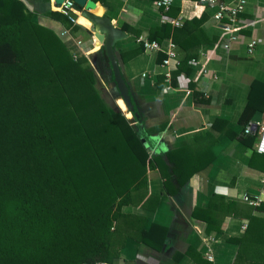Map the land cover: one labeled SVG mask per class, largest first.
Wrapping results in <instances>:
<instances>
[{"label":"trees","instance_id":"trees-1","mask_svg":"<svg viewBox=\"0 0 264 264\" xmlns=\"http://www.w3.org/2000/svg\"><path fill=\"white\" fill-rule=\"evenodd\" d=\"M31 1L0 0V264H111L120 257L114 229L127 218L123 208L147 200L156 210L163 196L183 195L193 177L214 162L209 137L226 123L214 124L208 139L196 136L193 145L153 155L152 136L167 126L147 127L136 110L129 119L117 106L109 108L88 58L75 57L55 29L39 22L29 9ZM37 1L52 20L72 26L68 17L50 9V0ZM204 23L203 17L185 21L182 28L166 24L150 33L149 41L172 38L186 51L173 71V87L177 77L192 73L189 62L198 57ZM122 27L133 32L129 25ZM144 51L140 45L118 57L123 64ZM99 55L110 69L105 82L113 85L110 96L116 101L104 48ZM190 88L198 100L201 93L192 83ZM257 111L264 112V85L256 84L241 117L244 133ZM242 141L254 148L258 135L245 133ZM155 170L164 180V192L148 197V174ZM215 198L207 209L193 211L208 233H221L204 213L219 208ZM257 212L264 214V202ZM143 232L140 241L164 248L165 227L152 224Z\"/></svg>","mask_w":264,"mask_h":264},{"label":"crops","instance_id":"crops-1","mask_svg":"<svg viewBox=\"0 0 264 264\" xmlns=\"http://www.w3.org/2000/svg\"><path fill=\"white\" fill-rule=\"evenodd\" d=\"M94 1L98 4L93 12L95 15L110 18L122 30L125 24L133 29L132 33L125 31L128 39L116 47L119 57L138 49L139 39L148 40L152 30L163 29L166 24L173 28L184 26L175 27L171 20H181L184 24L185 21L205 18L198 57L189 62L192 73L190 77L184 73L177 77L178 86L171 84L173 71L178 66L171 69L162 66L172 49L179 62L186 56V51L172 38L160 43L159 52L145 50L122 64L123 76L145 114L146 126H167V130L152 136L153 155L193 145L196 136L207 138L218 121L226 123L209 137L214 142V162L193 177L183 195L163 196L156 210L148 205L147 200L123 208L127 218L114 229L117 231L115 253L120 257L111 264H203L208 262V255L213 256L215 264H236L240 255L243 259L239 264H264V214L243 200L249 195L264 202V154L257 152V143L255 152L242 141L245 133L241 124L252 87L264 85V0H245L244 10L233 22L229 18L214 21L216 8L200 5L198 0L185 2L165 14L156 9L153 0ZM218 1L236 5L240 0ZM28 3L44 11L39 1ZM53 3L54 0H50L49 7L56 11ZM43 15L38 14V20L47 21L75 57L93 58L94 62L89 60V63L96 74L99 71L104 79L110 77V69L99 60L103 46L87 19L79 14L75 25L83 28L74 31L75 25L56 22L46 17L49 16L46 12ZM252 43L257 44L250 51ZM162 55L165 58L161 62ZM168 71L171 73L169 80L165 76ZM144 74L146 78H143ZM191 83L201 93L198 100L190 88ZM116 103L127 118H132L122 99ZM226 130L234 132L235 136L231 137ZM148 176L147 196L163 193L161 173L149 171ZM213 197H216L219 208L210 215L204 213L217 222L221 233L216 230L208 233L207 224L193 217V211L197 207L207 209ZM142 218L145 220L141 221ZM152 224L168 230L162 250L139 240L145 228ZM227 238L240 239V242H230Z\"/></svg>","mask_w":264,"mask_h":264},{"label":"water","instance_id":"water-1","mask_svg":"<svg viewBox=\"0 0 264 264\" xmlns=\"http://www.w3.org/2000/svg\"><path fill=\"white\" fill-rule=\"evenodd\" d=\"M64 2L65 0H54L53 7L59 9ZM97 8L98 4L94 0H74V9L81 14L82 17L91 22L92 31L105 49L119 95V98H117L115 102L122 99L127 107L128 113L132 115V118L136 110L139 118L143 122L145 120V114L140 107H138L133 89L123 76L122 63L116 52L118 44L128 39V35L124 30L114 25L110 18L95 15L93 12L96 11ZM263 117L264 112L258 111L256 113L253 118V125L255 128H257V124L262 122Z\"/></svg>","mask_w":264,"mask_h":264},{"label":"built area","instance_id":"built-area-1","mask_svg":"<svg viewBox=\"0 0 264 264\" xmlns=\"http://www.w3.org/2000/svg\"><path fill=\"white\" fill-rule=\"evenodd\" d=\"M185 2H192V0H153V3L156 9L162 11L164 14L169 12L172 8L178 7L179 5H183ZM200 5L209 6L211 8H216V13L214 15V21L222 22L226 18H229L232 22L236 19L239 13H241L245 6L246 1L240 0L236 5L230 4H221L218 0H198ZM57 12L63 14L64 16L68 17L73 24H77L78 22V15L79 13L74 9V0H65L62 7L56 9ZM171 23L175 27H182L183 22L181 20H171ZM139 44L144 46L145 50L149 51H156L159 52L161 50L160 43L156 41H149V40H142L139 39ZM80 44V43H79ZM257 43H252L250 45V51H253ZM195 63V61H193ZM180 62L178 61L177 53L172 49L168 54V57L164 59L162 66L171 69V67L179 66ZM166 79L171 78V73L168 71L166 74ZM147 75L144 74L143 78H146ZM246 134H257L258 135V143H257V152L260 154H264V117L261 123L257 124V128L254 127L253 124L248 126L245 130ZM245 202L249 203L252 206L258 207L261 203L259 198L255 200L252 199L249 195H245L244 199ZM207 260L209 264H215L214 258L212 255L207 256ZM96 264H107V263H96Z\"/></svg>","mask_w":264,"mask_h":264},{"label":"rangeland","instance_id":"rangeland-1","mask_svg":"<svg viewBox=\"0 0 264 264\" xmlns=\"http://www.w3.org/2000/svg\"><path fill=\"white\" fill-rule=\"evenodd\" d=\"M29 6V9L31 11H38L36 12V15L38 14H42V16H45L43 15L44 14V11H42L39 7H34L32 5H28ZM49 18V16H46ZM39 22H43L45 25L48 23L47 21L45 20H39ZM47 25H50L49 23ZM89 60H91L92 62H94V59L93 58H90ZM91 63V62H90ZM94 64V63H93ZM95 65V64H94ZM93 65V66H94ZM97 68V67H96ZM98 71V70H97ZM101 73H99V71L97 72V75H98V79H99V83H100V88L103 90L102 91V98L104 99V101L106 102V104L109 106V108L115 110L116 106L117 108L118 105L116 104V102L111 98L110 96V90H111V87H113V85H108L106 82H105V79L100 75ZM115 105V106H114ZM120 109V108H119ZM124 114L126 115V113L124 112ZM129 119H133V118H129Z\"/></svg>","mask_w":264,"mask_h":264},{"label":"bare ground","instance_id":"bare-ground-1","mask_svg":"<svg viewBox=\"0 0 264 264\" xmlns=\"http://www.w3.org/2000/svg\"><path fill=\"white\" fill-rule=\"evenodd\" d=\"M86 19V18H85ZM89 21V20H88ZM90 22V21H89ZM90 24H91V22H90Z\"/></svg>","mask_w":264,"mask_h":264}]
</instances>
